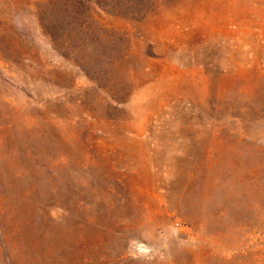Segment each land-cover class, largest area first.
I'll list each match as a JSON object with an SVG mask.
<instances>
[{
	"label": "rangeland",
	"instance_id": "374dc122",
	"mask_svg": "<svg viewBox=\"0 0 264 264\" xmlns=\"http://www.w3.org/2000/svg\"><path fill=\"white\" fill-rule=\"evenodd\" d=\"M0 264H264V0H0Z\"/></svg>",
	"mask_w": 264,
	"mask_h": 264
}]
</instances>
